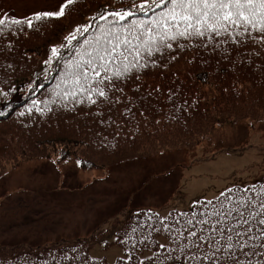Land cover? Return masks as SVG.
Masks as SVG:
<instances>
[{
  "label": "trees",
  "instance_id": "obj_1",
  "mask_svg": "<svg viewBox=\"0 0 264 264\" xmlns=\"http://www.w3.org/2000/svg\"><path fill=\"white\" fill-rule=\"evenodd\" d=\"M109 7H121L120 0H74L63 17L33 20V26L28 27L26 19L44 11L26 16L15 13L0 25V87L10 90L19 80L33 77L21 100L0 107L4 113L0 115V140L6 143L0 151V175L9 166L39 156L57 163L76 159L83 167H95L102 166L100 162L193 146L217 124L250 113L253 107L264 111V44L258 38L239 37L241 43L227 37L181 40L184 48L174 44L162 57L156 54L146 58V68L134 69L127 79L116 81L107 103L117 107L100 108L96 97L97 103L92 104L86 96L65 99L56 95L63 64L44 63L51 47L61 44L69 29L90 22L95 28L97 23H104L90 18ZM12 19L25 22L13 24ZM62 54L67 58L68 50L62 49ZM40 68L41 73L37 72ZM132 94L142 103L139 101L137 114L125 115L118 107ZM150 96L157 102L147 101ZM262 186L264 177L245 188ZM245 188L233 189V195ZM204 204L198 202L187 213L202 212ZM145 215L152 216L137 211L116 225L113 242L123 253L111 263L91 256V246L79 241L56 248L22 244L1 247L0 264H148L149 257L165 254L157 245L172 246L174 233L165 232L161 224H151Z\"/></svg>",
  "mask_w": 264,
  "mask_h": 264
},
{
  "label": "rangeland",
  "instance_id": "obj_2",
  "mask_svg": "<svg viewBox=\"0 0 264 264\" xmlns=\"http://www.w3.org/2000/svg\"><path fill=\"white\" fill-rule=\"evenodd\" d=\"M40 1L51 6L59 0H0V18L33 11ZM0 93L7 91L0 88ZM10 99L17 97L0 95V100ZM135 110L129 106L127 112L135 115ZM251 110L247 115H264L256 107ZM250 120L216 128L199 146L152 151L154 156L115 165L105 161L80 168L73 159L37 158L8 168L0 177V246L53 247L90 242L95 236L93 256L113 262L122 251L112 242V226L129 209L186 210L198 199H213L235 185L247 187L261 179L264 119ZM5 148L0 140V151ZM101 230H108L102 239Z\"/></svg>",
  "mask_w": 264,
  "mask_h": 264
},
{
  "label": "snow or ice",
  "instance_id": "obj_3",
  "mask_svg": "<svg viewBox=\"0 0 264 264\" xmlns=\"http://www.w3.org/2000/svg\"><path fill=\"white\" fill-rule=\"evenodd\" d=\"M73 3L74 0H64L58 11L37 13L26 19L27 26L32 27L33 20L63 17ZM120 3L121 7L106 8L90 18L104 23H97L95 28L91 22L78 25L61 44L51 47L44 63L63 64L56 95L65 99L86 96L92 104L97 103L94 97L109 100L116 81L127 79L134 69L146 68V58L156 54L162 57L174 44L178 49L184 48L181 40L212 41L215 37H227L241 43L239 37H245L258 38L264 44V0H129L127 4L120 0ZM6 19L0 18V25ZM62 49L68 50L67 58ZM152 63L155 64L154 59ZM0 95L7 97L8 93ZM220 197L215 203L207 200L200 213H178L171 224L167 217L161 219V228L174 233L172 246L157 245L165 254L149 257L148 264H264V186L245 188L235 196L233 189L228 188Z\"/></svg>",
  "mask_w": 264,
  "mask_h": 264
}]
</instances>
